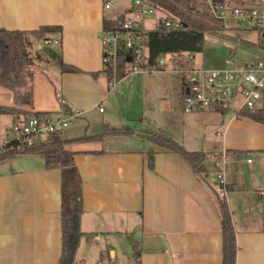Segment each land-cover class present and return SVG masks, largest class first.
Here are the masks:
<instances>
[{
  "label": "crops",
  "instance_id": "crops-1",
  "mask_svg": "<svg viewBox=\"0 0 264 264\" xmlns=\"http://www.w3.org/2000/svg\"><path fill=\"white\" fill-rule=\"evenodd\" d=\"M123 1L113 0L107 8L103 0H0L3 28L61 27L33 40L32 53L40 56L33 70V106L23 108L58 114L64 100L78 112L59 137L68 141L65 148L74 153L82 180L80 222L87 235L76 264H222L219 192L232 214L236 264H264V123L233 109L185 112L178 75L175 84L126 82L128 75L110 82L103 73L101 32L105 19L130 14L134 1ZM144 21V30L153 28H145ZM62 63L79 71H62ZM0 104L18 106L13 91L2 85ZM258 105L264 108V92ZM18 118L0 115V143L5 126ZM105 125L135 131L76 140L100 133ZM148 130H163L186 149L205 153L208 171L198 175L181 154L145 137ZM220 151L227 155L226 191L212 161ZM61 187L62 167H47L41 155L0 161V264H59Z\"/></svg>",
  "mask_w": 264,
  "mask_h": 264
},
{
  "label": "trees",
  "instance_id": "trees-1",
  "mask_svg": "<svg viewBox=\"0 0 264 264\" xmlns=\"http://www.w3.org/2000/svg\"><path fill=\"white\" fill-rule=\"evenodd\" d=\"M113 0H103L104 4ZM134 1V0H133ZM156 6V11L164 15L159 25L145 30L148 46V65H153L157 59L164 54L180 56L187 53H196L203 50L205 33L213 30L216 26L207 21L195 17L197 4L200 1L208 2V11L213 6L225 4H243L241 0H149ZM127 15L123 14L115 19L104 20L103 30L123 31V23ZM179 19L184 24V29L167 28L165 20ZM218 23L222 20L215 18ZM61 31L60 26H41L35 30H8L0 26V85L9 88L14 93V100L18 106H7L0 104V115L13 114L28 117L38 114L30 109L23 108L33 106V76L31 66L35 64L32 53L34 39H44L48 34ZM130 52L122 49L117 55V65L114 69L111 64H104L103 73L107 75L110 82L120 81L126 74V66L129 61ZM62 71L77 72V68L65 63L61 64ZM58 98L62 100L61 94ZM65 109L70 112L71 107L62 100ZM224 111V110H220ZM240 116L250 117L264 123V108L255 110H242ZM133 126L121 127L104 126L100 133L83 136L76 140H101L106 135H128L134 133ZM144 136L154 144L169 152L181 154L192 165L198 175L208 171L205 160L206 154L201 151H190L170 134L163 130H148ZM68 141L59 138H49L44 141L18 142L11 140L7 142L0 151V161L13 158L21 154H38L45 160L47 167H62V252L59 264H76V254L82 238L87 235L81 229V215L83 212L82 180L74 164V153L66 150ZM155 151H149L150 166L154 165ZM219 187L222 190V186ZM220 217L223 228V260L222 264H236L237 240L236 231L230 208L221 192L217 193ZM108 264H115L109 262ZM136 264H140L137 260Z\"/></svg>",
  "mask_w": 264,
  "mask_h": 264
},
{
  "label": "built area",
  "instance_id": "built-area-1",
  "mask_svg": "<svg viewBox=\"0 0 264 264\" xmlns=\"http://www.w3.org/2000/svg\"><path fill=\"white\" fill-rule=\"evenodd\" d=\"M252 1L254 3L213 6L216 10L214 13L219 20H224L232 15L241 19L248 27L261 31V47L264 49V0ZM110 4L111 2H108L105 6L108 8ZM226 10H231V15H226ZM155 11L156 6L149 0H134L133 9L123 23L122 32L102 30L104 64H111L115 69L117 55L124 49L130 52L126 66L127 75L165 71L166 62L160 60V57L155 64L148 65L145 30L136 26V22H141L146 14H153ZM164 25L167 28L181 30L185 27L179 19H167ZM50 42L51 40L45 39V43ZM171 56L172 72L183 80L182 106L185 112L205 109H233L235 114L239 115L242 110L259 108L258 104L264 92V58L247 61L239 67L206 69L194 65L192 53L178 57ZM226 62L232 64L233 60L228 58ZM34 69L35 66L32 65L31 70ZM77 114V110L71 109L68 112L65 107L58 114L34 113L28 117L18 118L17 121L5 126L3 136H10L12 137L11 140L29 144L55 138L56 134L70 125ZM7 142L9 141L4 139L0 143V151L3 150ZM212 161L219 168V182L224 189L223 191H226L227 184L224 180V168L227 161L226 151L213 154ZM261 194L264 195V190L261 191Z\"/></svg>",
  "mask_w": 264,
  "mask_h": 264
},
{
  "label": "rangeland",
  "instance_id": "rangeland-1",
  "mask_svg": "<svg viewBox=\"0 0 264 264\" xmlns=\"http://www.w3.org/2000/svg\"><path fill=\"white\" fill-rule=\"evenodd\" d=\"M123 2L130 4L132 0H124ZM196 8L197 11L194 14L196 18L207 21L211 25L216 26L213 30H209L205 33L203 50L192 53L194 56L193 63L196 67L224 69L228 67H239L247 61L264 58V49L261 47V31L248 27L241 19L232 16L231 10H226V15H231V17H227L218 23L215 19L216 17L214 13L216 10L212 8V11L209 13L207 1L198 2ZM162 17H164V15L159 11H155L153 14H146L144 16V27L158 26ZM136 26L141 27L142 23L136 22ZM171 58L172 56L170 54L161 55L159 58L166 62L165 71L128 75L126 82H129L130 80H139L138 82H143L145 80L153 79L159 83L170 80L175 84V82L179 80L177 79L176 74L172 72L173 64ZM228 58H232V64L226 62ZM103 107L107 108V105L103 104L102 108ZM124 111L126 113L128 112L126 108ZM60 136L61 133L59 132L56 135V138H59ZM3 138L5 141H11L12 139L10 136H3L2 133L1 140H4Z\"/></svg>",
  "mask_w": 264,
  "mask_h": 264
}]
</instances>
